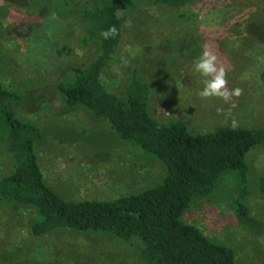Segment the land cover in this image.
I'll return each mask as SVG.
<instances>
[{"label":"rangeland","instance_id":"374dc122","mask_svg":"<svg viewBox=\"0 0 264 264\" xmlns=\"http://www.w3.org/2000/svg\"><path fill=\"white\" fill-rule=\"evenodd\" d=\"M82 1V0H80ZM264 11V0H198L182 9L137 1L128 11L122 41L101 79L116 93L126 73L149 81L148 107L158 120L178 117L191 132L218 125H264L263 22L250 10ZM62 0H0V70L4 88L18 93V118L39 129L35 153L44 181L66 199H110L137 193L163 175L160 163L126 141L82 106H65L55 88L69 80L74 66H85L96 44L76 43L75 21ZM130 22V23H129ZM207 45L227 70L229 89L242 95L231 107L222 99H201L204 77L194 62ZM262 45V46H261ZM230 112V114H229ZM0 144V176L11 171ZM250 196L242 220L236 205L199 199L182 214L210 240L234 250L235 264H264V148L246 155ZM33 213L0 207V264H143L130 243L103 232L53 229L33 236Z\"/></svg>","mask_w":264,"mask_h":264},{"label":"trees","instance_id":"16d2710c","mask_svg":"<svg viewBox=\"0 0 264 264\" xmlns=\"http://www.w3.org/2000/svg\"><path fill=\"white\" fill-rule=\"evenodd\" d=\"M137 1L144 0H62L64 9L72 11L77 45L95 43L96 54L87 65L72 67L69 80H59L55 88L65 106L86 108L121 140L155 158L162 178L140 192L110 199L64 198L44 181L34 149L39 129L17 117L19 95L0 80V144L11 159V171L0 176V207L32 212L33 236L60 228L118 237L137 249L143 264H235L231 247L210 240L182 214L197 200L208 199L236 205L238 217H247L246 155L264 148V125L233 130L231 124H223L191 132L181 118L155 119L148 107L151 84L136 68H129L120 93L109 90L102 72L116 57L125 15ZM148 1L177 10L198 0ZM250 11L254 23L264 26V11ZM112 25L119 34L104 39L101 32ZM256 36L264 45V36ZM4 65L0 55V70ZM259 182L264 192V177Z\"/></svg>","mask_w":264,"mask_h":264},{"label":"clouds","instance_id":"9594fccd","mask_svg":"<svg viewBox=\"0 0 264 264\" xmlns=\"http://www.w3.org/2000/svg\"><path fill=\"white\" fill-rule=\"evenodd\" d=\"M118 34L119 32L115 25L101 32V36L104 39L115 38ZM194 70L205 78L203 81L204 87L198 92V96L201 99L216 97L222 99L225 103H229L232 108L236 106L233 98H238L242 95L243 90L238 87L229 89L227 70L218 62L217 55L209 46H204L201 55L194 62ZM230 126L233 130H236L239 127V122L233 118Z\"/></svg>","mask_w":264,"mask_h":264}]
</instances>
